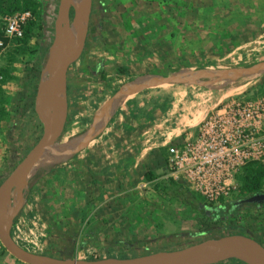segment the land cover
<instances>
[{
  "label": "rangeland",
  "instance_id": "374dc122",
  "mask_svg": "<svg viewBox=\"0 0 264 264\" xmlns=\"http://www.w3.org/2000/svg\"><path fill=\"white\" fill-rule=\"evenodd\" d=\"M45 1L48 49L59 0ZM8 6L0 3V14L15 12ZM29 10L34 24L25 25L24 40H11L0 49V182L42 132L33 105V87L43 66L38 3L33 2ZM87 36L85 56L89 58L83 63L80 60L76 68V61L70 65L74 83L71 111L56 145L78 143L103 102L123 85L154 75L246 66L264 60V0H92ZM179 85L162 84L136 92L132 98L116 99L107 114L113 115L124 101L130 103L151 91ZM195 86L222 103L255 98L264 94V72L190 87ZM82 149L60 156L46 153L51 158L41 160L30 179L32 187L24 190L27 198L23 208L36 211L45 224L52 247L49 255L77 259L133 257L240 231L264 244V205L238 206L239 215L214 220V213L230 212L234 209L232 201L249 196L238 177L236 192L219 203H207L181 180L173 183L164 169L145 170V174L139 171L135 185L145 184L138 185L135 192H123L117 182L112 184L115 189L107 191L110 182L104 181V197L113 195L116 203L52 200L63 192L66 173L79 167L81 158L77 154ZM216 264L245 263L230 258Z\"/></svg>",
  "mask_w": 264,
  "mask_h": 264
},
{
  "label": "water",
  "instance_id": "95a60500",
  "mask_svg": "<svg viewBox=\"0 0 264 264\" xmlns=\"http://www.w3.org/2000/svg\"><path fill=\"white\" fill-rule=\"evenodd\" d=\"M43 7L45 0H41ZM92 0H59L53 22V37L40 71L34 100V111L42 132L8 175L0 182V241L14 258L27 264H215L230 258L245 264H264V246L243 233L208 237L188 246L160 250L133 257H105L98 259L60 258L33 253L18 246L10 237L11 224L25 203L24 190L35 173L44 154L60 156L76 152L93 137L97 126L116 99L127 97L149 87L162 84H192L208 86L212 83L236 79L264 72V60L246 66L216 68L203 71H184L170 75H154L123 85L105 100L78 143L73 146L56 145L67 118V72L83 51L88 34ZM264 203V191L236 200L233 204Z\"/></svg>",
  "mask_w": 264,
  "mask_h": 264
},
{
  "label": "crops",
  "instance_id": "0c3cea01",
  "mask_svg": "<svg viewBox=\"0 0 264 264\" xmlns=\"http://www.w3.org/2000/svg\"><path fill=\"white\" fill-rule=\"evenodd\" d=\"M88 39L89 36L75 68L80 60L83 63L89 58L85 56ZM71 70L73 67H69L67 72V118L71 111V92L74 85ZM39 80L40 73L35 86L33 85V105ZM190 86L191 84H180L175 88L154 90L147 97H135L130 103L124 101V106L119 107L111 116L106 113L101 129L97 131L98 127L96 128L93 137L81 153L77 154L81 158L79 167L66 173L63 192L57 193L54 195L56 198L53 196L51 199H58V203H116L113 195L107 194L104 197V181L110 182L107 191L115 189L113 186L116 185L112 184L117 182L123 192H135L138 185L145 184L135 185L136 175H141L139 171L144 170L145 174V170L157 172L164 169L167 172L166 146L192 139L201 117L221 100L215 101L202 87ZM134 94L136 93L124 98H132ZM127 170L132 173H127ZM126 173L128 181L125 179ZM115 175L118 176L117 180L111 181ZM57 186L59 185H55ZM131 197L129 196V201Z\"/></svg>",
  "mask_w": 264,
  "mask_h": 264
},
{
  "label": "built area",
  "instance_id": "2783aa9c",
  "mask_svg": "<svg viewBox=\"0 0 264 264\" xmlns=\"http://www.w3.org/2000/svg\"><path fill=\"white\" fill-rule=\"evenodd\" d=\"M32 18L30 10L0 14V49L11 40L18 43ZM252 162L264 163V94L219 100L201 117L192 139L166 146L167 176L183 181L207 203L231 197L238 188L237 175ZM23 207L11 224V239L27 251L49 255L44 222L36 211ZM0 264L27 263L14 258L0 241Z\"/></svg>",
  "mask_w": 264,
  "mask_h": 264
},
{
  "label": "trees",
  "instance_id": "16d2710c",
  "mask_svg": "<svg viewBox=\"0 0 264 264\" xmlns=\"http://www.w3.org/2000/svg\"><path fill=\"white\" fill-rule=\"evenodd\" d=\"M35 1L38 3V13H37V16H36L37 17V27L42 30V34H43L42 38H41V41H40V55H41V58H42L43 63H44V61L46 59V56H47V46H46L47 38L44 36V26L46 24V20L47 19H46L45 15H44L45 7H43L41 0H1L0 3L1 4H9V6H8L9 11H16V10H29L31 5ZM33 24H34L33 20L29 21L28 22V27L32 26ZM35 25H36V23H35ZM28 27H26L24 29H28ZM24 35H25V33H24ZM24 35H23V37L21 39H19L18 42H20V41L22 42L24 40ZM69 152H72V151H69ZM63 154H65V153H63ZM19 160H21V158ZM19 160H17V161H19ZM237 177L240 180L241 188L245 192H247L248 195L264 191V186H263L264 163H262V162H252V163L247 164L242 169V171L237 175ZM31 182L28 183V186H27L26 190H28L30 188ZM172 182L176 183L174 180ZM195 195H197V194H195ZM26 198H27V194H25V199ZM196 201L198 202V199ZM234 202L232 201L230 204L233 205ZM198 203H199V206H202L203 208H205V206H203L200 202H198ZM223 203H227V202H223ZM262 205H264V203L259 205V206H257L256 204L247 203V204H244L243 206H246V207H248V206L249 207L250 206L260 207ZM239 211L240 210L238 208H235V207H234L233 210H231L230 212H226L223 215L220 214L219 211H217L216 213H214V217H215L214 220H215V222H217V221H220V220L225 219V218L227 219V218L232 217V216H237V215H239ZM237 233H243V234H246L248 236L253 237L252 235L248 234V232H246V231H244V232L240 231V232H237Z\"/></svg>",
  "mask_w": 264,
  "mask_h": 264
},
{
  "label": "bare ground",
  "instance_id": "6f19581e",
  "mask_svg": "<svg viewBox=\"0 0 264 264\" xmlns=\"http://www.w3.org/2000/svg\"><path fill=\"white\" fill-rule=\"evenodd\" d=\"M67 145H73L74 144V142H70V143H66ZM44 158L46 159V158H51L50 156H46V154H44L43 155V157L41 158V160H44ZM41 162V161H40Z\"/></svg>",
  "mask_w": 264,
  "mask_h": 264
},
{
  "label": "flooded vegetation",
  "instance_id": "af4514ba",
  "mask_svg": "<svg viewBox=\"0 0 264 264\" xmlns=\"http://www.w3.org/2000/svg\"><path fill=\"white\" fill-rule=\"evenodd\" d=\"M242 205H244V204H242ZM242 205H235V204H233L234 207H238V206H242Z\"/></svg>",
  "mask_w": 264,
  "mask_h": 264
}]
</instances>
